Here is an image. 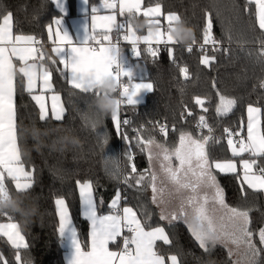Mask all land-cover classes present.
I'll return each mask as SVG.
<instances>
[{
    "label": "snow or ice",
    "instance_id": "6c2138e0",
    "mask_svg": "<svg viewBox=\"0 0 264 264\" xmlns=\"http://www.w3.org/2000/svg\"><path fill=\"white\" fill-rule=\"evenodd\" d=\"M53 4L63 12L64 0H52ZM88 6L87 21L83 26V35L73 39L68 31L62 27V18H56L53 24L47 26L48 39L56 46L51 52L59 58V64L63 68H57L73 89L90 97V107H94L95 98L100 95L95 85L106 77H115L123 82L116 109L111 113L112 120L117 131L121 124L130 122L125 119L121 122L119 111L122 105L136 106V97L142 90L152 91L153 83L134 82L133 72L125 67L126 57L120 48V36L131 45V53L135 58L141 56L139 45L146 44V51L155 58L159 53V46L168 47L169 55L174 51V46L182 45L173 39L171 32L174 24L182 19L175 12L165 13L160 2L154 6L144 5V0H101V5H92L89 10V0H84ZM255 3L256 24L261 33H264V0H248V5ZM101 8L110 14L101 15ZM0 196L8 194L5 185V173L15 181V188L24 192L32 187L33 172L27 171L22 162L21 148L18 139L25 135V129L19 130L16 124V108L14 97L17 86L32 94L37 87V81L41 82V93L52 91V72L43 61L57 63L51 55H46L42 50L43 44L33 35L13 34V14L10 12L0 13ZM117 15L122 17L117 21ZM143 17L149 23L146 35H137L133 27V21ZM90 18V20H89ZM163 21V22H162ZM155 24V30L151 25ZM166 24V27H165ZM214 17L211 12L205 13L202 42L199 44L202 53L200 63L205 67H211L217 57V51L229 52L222 48V42L215 39L212 34ZM113 32L116 33V42H113ZM231 40V37H229ZM196 40L187 45V51H193ZM34 45H40L35 47ZM95 45V46H94ZM156 45L157 47H153ZM211 45L213 54H208L207 46ZM253 59L264 66V38L259 41L258 47L249 54ZM13 58L20 62L19 67L13 62ZM136 69L144 72L139 63ZM180 72L189 73L187 66L181 67ZM19 74V81L17 75ZM124 78H127L126 80ZM215 88V82L213 83ZM260 87L264 88V83ZM72 95V93H70ZM218 104L215 111L219 116H226L237 106L236 98L229 97L217 89ZM40 110V120L48 116V107L45 96L32 95ZM196 105H200L204 113L208 112L205 100L196 98ZM96 110V109H95ZM187 111V110H186ZM246 137L241 135L244 130V122L241 121L239 130L224 128L223 136L226 137L227 146L232 157H243L248 153L250 158H241L240 165L243 168L241 181V197L247 201V192L243 188L247 184L253 192H264V166H258V162H264V127H262V109L253 104L247 106ZM97 115L99 112L96 110ZM51 114L57 120L63 119L64 106L58 93L51 95ZM192 116V112L181 113L183 119ZM96 121L92 127L95 129ZM208 134L204 135L203 130ZM161 132L166 133V128L161 127ZM175 131V129H173ZM196 130L180 131L178 144L168 147L166 144L157 143L148 138L142 139L137 134L136 147L142 152L148 153L150 162L149 169L137 172L133 164L131 173L125 174L123 170L113 173L129 187L142 186L151 189V201L160 209L159 219L165 221L167 226L173 227L174 222L183 220L188 229L198 242L199 247L205 252L210 251V245L222 244L228 249L229 257L236 259L230 264H241V251L243 250V264H257V257L264 248H258L254 242L258 236L259 244L264 245V227L258 232L253 230V218L250 213L251 206H230L225 202L224 190L220 186L216 171L220 173H236L237 162L234 159L218 160L209 155L207 145L209 141L219 143L221 138L214 136V129L208 123L206 116H198ZM122 138L131 141L126 134ZM238 138V139H237ZM108 136L105 133L101 147L107 145ZM128 161L133 159L131 151L126 152ZM153 161H159L158 168ZM258 166V173L254 171ZM134 174V175H133ZM79 191L80 209L83 217L90 222V250L85 251L80 239L78 229L73 222L70 206L64 197L55 200L58 215V234L61 237L68 236L71 241L72 254L68 264H180L178 254L168 255L166 252L157 250V241L164 245L175 246L174 239L166 232L164 226H152L142 222L137 213L131 207H120L122 199L117 191L115 198L109 205V212H101V201H97L94 195V184L91 180L76 182ZM6 216V215H0ZM12 216H8L12 220ZM0 236L6 237L15 252V259L19 264H32L30 259L22 256L21 250L29 248L22 234V228L17 223H0ZM113 244L116 250H111ZM0 262L7 264L0 256Z\"/></svg>",
    "mask_w": 264,
    "mask_h": 264
},
{
    "label": "trees",
    "instance_id": "16d2710c",
    "mask_svg": "<svg viewBox=\"0 0 264 264\" xmlns=\"http://www.w3.org/2000/svg\"><path fill=\"white\" fill-rule=\"evenodd\" d=\"M70 9L74 12L75 0H68ZM160 2L165 13L179 14L186 24L194 30L195 40L193 51H187L188 44L174 46L172 55L169 51L159 50L158 56L153 58L146 51V46H140L141 56L137 59L131 55L130 62L137 75L136 81L153 83V90L148 93L143 105L127 106L120 108L121 122L127 119L130 123L121 124L117 131L112 120V114H100L94 107H90V97L73 89L60 75L57 68L60 64L53 65L45 59L44 64L52 72L55 90L64 99L66 114L60 121L53 119L40 120L39 108L31 95L17 86L16 97V124L18 135L20 129H35L40 133L37 140L31 135H24L18 139L19 147L24 155L21 159L25 167L33 172L32 187L20 192L9 184V194L25 196L26 204H37L39 213L32 222L24 224L19 215L0 216V223L15 222L21 225L22 234L29 245L27 250H21L25 259H30L32 264H65L63 237L58 234V216L55 200L64 197L70 206V213L78 229L83 247H88L89 223L82 217L77 180L84 182L91 180L95 188L97 201L102 200L101 212L109 211V205L115 198L117 191L121 194V207L132 206L142 222L152 226H164L166 232L174 239L175 246L157 243V250L168 255L178 254L180 264H230L236 259L229 257L228 249L222 244L210 245V251L205 252L199 247L198 242L192 237L188 225L183 220L174 222L173 227L167 226L165 221L159 219L160 209L151 201V189L142 186L129 187L121 179L110 176L105 171L106 147L119 153L121 167L125 174L131 173L134 164L137 172L149 169L148 153L136 147L137 134L142 139L151 138L157 143L173 147L178 144L180 131L196 130L198 116L204 114L208 123L214 129V136L221 138L219 143L209 141L207 150L209 155L218 160L235 159L227 146L226 137L223 136L224 128L239 130L241 121L246 122V110L249 104L262 109L264 127V66L257 63L249 54L258 47L264 33H261L256 24V5L252 3L245 10L248 0H144V5ZM211 12L214 17L212 34L222 42V48L229 49L228 53L217 51V59L211 67L200 63L202 53L199 44L202 42L205 13ZM13 14L14 30L17 34L33 35L43 44V51L51 55L47 35V26L59 16L51 0H0V13ZM138 20H144L139 17ZM2 15H0V22ZM137 35L146 33L147 28L136 30ZM231 37V40H229ZM125 46L124 51H126ZM208 54H213L211 45L207 46ZM139 63L144 72L136 69ZM187 66V78L180 72L181 67ZM19 74L17 81H19ZM215 82L216 87H213ZM236 98L237 106L226 116L217 115L215 108L218 104L216 91ZM72 93V95H70ZM205 100L208 112L204 113L200 105L195 104L196 98ZM192 112L187 119L181 113ZM96 121L95 129L92 127ZM167 125L169 131L161 132L160 126ZM175 129V131L173 130ZM245 130V129H244ZM241 133L245 137V131ZM66 133H71L79 139V145L60 150L54 144ZM108 136V143L101 147L104 134ZM126 134L129 141L122 138ZM207 135V129L203 130ZM39 145V146H38ZM131 151L133 159L128 161L126 152ZM264 164V162H259ZM220 186L224 190L225 202L230 206H251L253 211V230L258 232L264 227V192H253L244 184L247 192V201L240 199L242 175L222 174L215 172ZM134 175V174H133ZM12 216V220L8 219ZM258 248V236L254 241ZM16 249L0 238V256L7 264H19L15 259ZM241 264L244 253L241 251ZM257 264H264V252L258 255ZM2 264V262H0Z\"/></svg>",
    "mask_w": 264,
    "mask_h": 264
},
{
    "label": "crops",
    "instance_id": "0c3cea01",
    "mask_svg": "<svg viewBox=\"0 0 264 264\" xmlns=\"http://www.w3.org/2000/svg\"><path fill=\"white\" fill-rule=\"evenodd\" d=\"M53 5L55 7V10L59 13V16L56 17V18H62V21H63L62 27L65 30L68 31L69 35L72 36L73 39H77V38L81 37L83 35V26L85 25V23L87 21V11H86V9H87L88 6L84 3V0H75L74 12L71 11L68 0H64V10H63V12H61L57 8V6L55 4H53ZM92 5L100 6L101 5V0H89V10H90V7ZM100 14L101 15H105V14H110V12L107 11V10H104L103 8H101ZM56 18H54V19H56ZM54 19L52 20L51 24H53ZM122 19H123L122 17H120L119 15H117V21L118 22L121 21ZM89 20H90V18H89ZM53 27L55 28V25L54 24H53ZM165 27H166V24H165ZM13 34L14 35L17 34L15 32V30H14V21H13ZM146 34H147V31L143 35H146ZM115 35H116V33L113 32V38H115ZM48 41H49L48 42L49 43V49H50V52H51L52 47H54L56 45H54L51 40L48 39ZM143 45L146 46V47H148L146 44H143V43H141L139 45V47L140 46H143ZM34 46L35 47H40V45H34ZM126 46H127V48H126V51H125V57H126V61L127 62L125 64V66H127L129 69L132 70V72H133V75H132L133 76V80H135V77L137 75V72L135 71L134 67H132V64L130 62V57L132 55V53H131V45L127 42V45ZM153 47H157V46L156 45H153ZM51 54L55 57V59L59 63V58L56 57L54 53L51 52ZM13 62H14V64H16L17 67H19L20 62L18 60H16L15 58H13ZM43 63H44V61H43ZM60 66H61V68H63V65L60 64ZM124 79L126 80L127 78H124ZM54 93H58L60 95V97H61V103L64 106V114H63V118H64V116L66 114V107H65L64 99H63V96L59 92H57L55 90V86L53 84V80H52V91L51 92L41 93V82L38 80L37 81V87H36V89L34 90V92L32 94H30L31 97H32V95H40V94H43L45 96V102H46V105L48 107V116H47L46 119L56 120L52 116V114H51V95L54 94ZM33 101L35 102V100H33ZM14 103H15V108H16V97H14ZM35 104H36V102H35ZM37 107L39 108L38 105H37ZM39 112H40V110H39ZM119 118H120V111H119ZM261 121H262V127H263V114L261 115ZM246 123H247V111H246V122H245V127H244V129H245L244 130L245 131V137H246ZM18 146H19V144H18ZM241 158H250V156H249L248 153H245L243 157H238V158H235L234 159L237 162V167H240V169L236 173L240 172L241 175H242V179H243V168H242V166L239 163L240 160H241ZM258 166H264V164H259ZM258 166H254V171H256L257 174H259L258 173V170H257L258 169ZM25 169L27 171H31V170L27 169L26 167H25ZM120 170H122V167H121V160H120L119 153L116 150H114V149L112 150V148L106 147L105 171L107 172L108 175L114 177L113 173L118 172ZM222 174H234V173H222ZM10 183L15 188V181H13L10 177H7V174L5 173V185H6V188L8 190V193H9V184ZM94 195H95V192H94ZM120 207H121V205H120ZM127 207H131L135 211V209L132 206H127ZM121 208H123V207H121ZM108 212L109 211H106L103 214H107ZM81 215H82V212H81ZM137 216H138V214H137ZM82 217H83V215H82ZM138 218H140V217L138 216ZM87 222L89 223V234H90V232H91V225H90V222L89 221H87ZM3 223H9V222H3ZM12 223H15V222H12ZM0 238H3V239H5L8 242V240H7L6 237L0 236ZM25 241H26V239H25ZM88 241H89L88 242V247L87 248H84L85 251L90 250V235H89V240ZM158 242H162V241H157L156 243H158ZM9 245L12 247V245L10 243H9ZM63 246H64V250H65V252H64L65 264H68V260H69L71 254H72V247H71L70 238L67 235L63 237ZM109 247H110L111 250H116V248H115V246L113 244H110ZM3 260L6 261L4 258H3ZM168 264H170V261L168 262Z\"/></svg>",
    "mask_w": 264,
    "mask_h": 264
},
{
    "label": "clouds",
    "instance_id": "9594fccd",
    "mask_svg": "<svg viewBox=\"0 0 264 264\" xmlns=\"http://www.w3.org/2000/svg\"><path fill=\"white\" fill-rule=\"evenodd\" d=\"M133 27L136 30L149 27L148 21L134 20ZM152 30H155L156 25H151ZM171 35L174 40L181 44H188L195 40L194 30L191 26L185 23L183 19L178 20L172 29ZM124 87L123 82L117 81L115 77H106L100 83L95 85L100 95L95 98L94 106L100 114L112 113L121 101L120 92ZM25 135H31L37 140L40 138V133L35 129H25ZM79 145V139L71 133H66L62 136L53 147L59 146L60 150L68 147H76ZM39 146V145H38ZM39 213L37 204H26L23 193L19 195L7 194L0 196V215H19L24 224L32 222L33 218Z\"/></svg>",
    "mask_w": 264,
    "mask_h": 264
},
{
    "label": "rangeland",
    "instance_id": "374dc122",
    "mask_svg": "<svg viewBox=\"0 0 264 264\" xmlns=\"http://www.w3.org/2000/svg\"><path fill=\"white\" fill-rule=\"evenodd\" d=\"M127 69H129L127 66H125ZM132 79H133V76H132ZM134 82H140V81H136V80H133ZM147 82V81H145ZM151 92V91H146V90H142L140 92V94L136 97V100H137V104L136 105H143L145 102H146V97L148 95V93ZM140 138H141V135H139ZM153 163L156 165V167L158 168L159 166V161H153ZM150 164V162H149ZM240 169V167H237V171ZM242 171V170H241ZM120 205H121V202H120Z\"/></svg>",
    "mask_w": 264,
    "mask_h": 264
},
{
    "label": "built area",
    "instance_id": "2783aa9c",
    "mask_svg": "<svg viewBox=\"0 0 264 264\" xmlns=\"http://www.w3.org/2000/svg\"><path fill=\"white\" fill-rule=\"evenodd\" d=\"M37 39H38V38H37ZM116 39H117V36L115 35V38H113V42H114V43L116 42ZM119 39H120V48H121L122 52H123L124 55H125L124 48H125V46L127 45V42L123 40L122 35L120 36ZM38 40H39V39H38ZM39 41H40V40H39ZM94 46H95V45H94ZM167 49H168L167 46H164V45H160V46H159V50H161V51H167ZM162 126H164V127L166 128V132L169 131V128L167 127V125H161V126H160V129H161ZM237 139H238V138H237Z\"/></svg>",
    "mask_w": 264,
    "mask_h": 264
}]
</instances>
